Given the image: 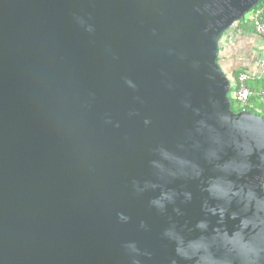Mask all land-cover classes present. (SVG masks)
<instances>
[{
    "label": "water",
    "instance_id": "95a60500",
    "mask_svg": "<svg viewBox=\"0 0 264 264\" xmlns=\"http://www.w3.org/2000/svg\"><path fill=\"white\" fill-rule=\"evenodd\" d=\"M261 1L0 0V264H264Z\"/></svg>",
    "mask_w": 264,
    "mask_h": 264
},
{
    "label": "crops",
    "instance_id": "0c3cea01",
    "mask_svg": "<svg viewBox=\"0 0 264 264\" xmlns=\"http://www.w3.org/2000/svg\"><path fill=\"white\" fill-rule=\"evenodd\" d=\"M222 46L224 50L220 54L219 63L229 77L234 78L236 71H242L262 75L264 79V38L250 24L243 22L236 25L230 32L228 42L222 41Z\"/></svg>",
    "mask_w": 264,
    "mask_h": 264
},
{
    "label": "built area",
    "instance_id": "2783aa9c",
    "mask_svg": "<svg viewBox=\"0 0 264 264\" xmlns=\"http://www.w3.org/2000/svg\"><path fill=\"white\" fill-rule=\"evenodd\" d=\"M244 22L250 24L254 31L264 38V4L259 9L249 13ZM262 77V75L256 76L246 72L239 75L235 87L230 93L231 98L237 101L240 108L247 107L252 97H259L264 101V90L256 91L249 87L251 82L261 80Z\"/></svg>",
    "mask_w": 264,
    "mask_h": 264
},
{
    "label": "trees",
    "instance_id": "16d2710c",
    "mask_svg": "<svg viewBox=\"0 0 264 264\" xmlns=\"http://www.w3.org/2000/svg\"><path fill=\"white\" fill-rule=\"evenodd\" d=\"M263 4H264V0H262L261 3H260L257 7H255L251 12H253V11L259 9L260 7L263 6ZM251 12H250V13H251ZM248 15H249V13H248V14L245 16V18H244L242 21H240L238 24H242V23L245 21V19H246V17H247ZM241 73H243V72H242V71H236V72L234 73V79L237 80L238 77H239V75H240ZM249 87H250L252 90H256V91L263 90V89H264V79H262V80H260V81L251 82V83L249 84ZM230 95H231V93H230ZM230 97H231V96H230ZM231 100H232V104H233L232 108H233L234 112H237V111L234 109V105H238V103H237L236 100H234V99H232V98H231ZM238 106H239V105H238ZM239 108H240V107H239ZM244 110L251 111V112H253V113H255V114H257V115H259V116H261V117L264 118V102L260 101V99H259L258 97H252V98H250L249 105H248L247 107H245V108H240V111H244Z\"/></svg>",
    "mask_w": 264,
    "mask_h": 264
},
{
    "label": "rangeland",
    "instance_id": "374dc122",
    "mask_svg": "<svg viewBox=\"0 0 264 264\" xmlns=\"http://www.w3.org/2000/svg\"><path fill=\"white\" fill-rule=\"evenodd\" d=\"M229 96H231V95L229 94ZM230 98H231V97H230ZM234 109H235L237 112H240V108H239L238 105H234Z\"/></svg>",
    "mask_w": 264,
    "mask_h": 264
},
{
    "label": "clouds",
    "instance_id": "9594fccd",
    "mask_svg": "<svg viewBox=\"0 0 264 264\" xmlns=\"http://www.w3.org/2000/svg\"><path fill=\"white\" fill-rule=\"evenodd\" d=\"M199 226V225H198Z\"/></svg>",
    "mask_w": 264,
    "mask_h": 264
}]
</instances>
